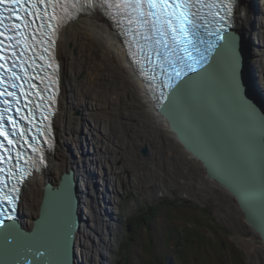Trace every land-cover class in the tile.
<instances>
[{
	"label": "bare ground",
	"instance_id": "obj_1",
	"mask_svg": "<svg viewBox=\"0 0 264 264\" xmlns=\"http://www.w3.org/2000/svg\"><path fill=\"white\" fill-rule=\"evenodd\" d=\"M234 2L232 27L243 29L249 16V0ZM71 15L59 31L55 50L60 67V92L53 128L55 145L47 152L46 164L23 187L19 213L23 227L33 228L46 185H58L63 173L72 169L80 178L84 193L82 208L89 223L85 222L77 239L79 261L81 264L114 263L109 253L114 245L112 224L117 223L112 194L117 192L118 178L109 170L110 158L104 154L112 148L103 141L101 129L106 127H111L115 138L126 144L127 157L145 180L156 183L157 192L168 191L169 185L181 183V188L192 190L195 195L199 191L210 193L221 201L225 210L238 216L228 193L206 177L200 162L178 143L165 121L155 113L145 82L133 69L112 22L92 3L85 9L74 10ZM249 33L254 38L263 35ZM255 63L264 86V58L258 57ZM76 102L78 109L79 105L83 106L78 117L72 112ZM128 132L135 139H130ZM76 133H79L77 137ZM145 141L153 146L152 156L146 159L138 155V145ZM93 180L97 181L98 188ZM239 219L241 215L235 218V224L243 227ZM246 230L240 236L242 243L251 251H261L249 227ZM99 257L101 262L97 263Z\"/></svg>",
	"mask_w": 264,
	"mask_h": 264
},
{
	"label": "water",
	"instance_id": "obj_2",
	"mask_svg": "<svg viewBox=\"0 0 264 264\" xmlns=\"http://www.w3.org/2000/svg\"><path fill=\"white\" fill-rule=\"evenodd\" d=\"M92 4L102 12L104 6L101 7L99 0H93ZM234 5L232 0L231 17L220 21L231 43L219 47L223 43L219 41L217 50L207 48L202 56L190 48L191 58L185 56V60L192 70L184 68L183 63L176 64L175 57H171L173 67L169 72H161L159 67H155L158 69L155 72L153 68L148 83L127 56L145 82L155 113L165 121L178 143L200 162L206 177L233 200L242 217V229L249 227L250 234L262 247L255 254L259 264H264V86L255 63L258 57L264 58L259 52L264 40L249 33L259 35L263 30L255 10V15L248 12L243 29L233 28ZM218 20L217 17L212 31L220 26ZM119 36L127 52L120 32ZM208 39L215 41L216 37L212 35ZM233 53L239 59V89L232 76ZM138 146L141 158L152 156V143L145 141ZM93 183L98 188L97 181ZM157 190L154 198L161 196ZM83 204L79 176L72 169L65 171L58 185H46L39 217L32 229L24 228L19 218L6 221L7 227L0 226V264H25L28 248L45 251L46 255L37 259L29 254L27 264H81L77 239L85 222L89 224ZM225 214L234 224L239 217L227 210ZM127 227L131 232L129 224ZM10 233L15 234L14 244L5 242Z\"/></svg>",
	"mask_w": 264,
	"mask_h": 264
},
{
	"label": "rangeland",
	"instance_id": "obj_3",
	"mask_svg": "<svg viewBox=\"0 0 264 264\" xmlns=\"http://www.w3.org/2000/svg\"><path fill=\"white\" fill-rule=\"evenodd\" d=\"M248 4L247 9L251 14H254V10L259 14L257 18L260 19H258L261 24L260 29L264 31V0H249ZM260 38L264 40V33ZM259 52L261 55L264 54L263 44H260ZM74 104L75 108L72 112L75 117H78L83 106L79 105L78 109L77 102ZM106 128L101 129L104 135L103 141L112 145V148L104 154L110 158L109 170L113 171L116 179L118 178L115 190L117 192L112 194L115 199L114 219L117 222L112 224L114 245L110 247L109 253V256L114 259L113 264H130L129 262L131 264H158L156 263L158 260L157 253L163 257V260L172 261L170 259L173 258L175 242L177 241V237L174 236L177 235L178 230L182 231L184 228L188 229L189 234L193 230L195 236L203 234L207 238L206 246L212 257L218 252L216 247L221 248L222 241L225 240L229 244L225 253L233 255L232 247H234L238 250L237 252L241 251L244 255L245 264H259V259L255 254L258 252L257 249L251 251L240 240V236L244 235V231L247 230H243V227L240 226V228L234 224L232 219L225 214V207L219 199L204 192L195 195L192 190L181 188L179 185L181 183L168 186V191L171 194L154 198V191L159 187H156L155 182L145 180V177L141 175L142 172L140 173L130 158L127 157L126 144L115 138L111 127ZM128 133V137L133 139L134 136L130 135V132ZM78 135L79 133H76L74 136L77 137ZM59 142L61 143L60 137ZM138 155L143 157L139 151ZM172 202H178L180 206L177 208L164 207V204ZM184 205H189L190 208H184ZM131 217L146 220L145 224L143 223L146 226L143 225L136 232L135 242L132 241L134 232H129L127 227V220ZM201 222L210 226L201 225ZM93 240L94 238L91 236V242ZM181 242L185 241L181 240ZM127 244H131V251L124 258V255H121V249L123 245ZM186 249L190 253L191 247ZM200 256L196 258L191 256L192 259L191 261L188 260V264H210V259L207 258L208 260L204 261ZM99 262H101L100 257L97 260V263Z\"/></svg>",
	"mask_w": 264,
	"mask_h": 264
},
{
	"label": "snow or ice",
	"instance_id": "obj_4",
	"mask_svg": "<svg viewBox=\"0 0 264 264\" xmlns=\"http://www.w3.org/2000/svg\"><path fill=\"white\" fill-rule=\"evenodd\" d=\"M15 2V0H12ZM41 3H45L46 0H40ZM123 6L125 7V15L128 18V23L138 24L145 29L143 33L137 32L136 34L140 35L141 38L146 42V45L150 48L151 52L155 57L163 63H168L169 67H173V63L170 61V57H175V63H183L184 68L192 70V65L188 64L185 60V56L191 58L190 48L194 47V42L199 41L203 43L201 36V29H204L207 35H214L216 37L215 41L208 42V50L215 51L217 50V43L220 46H226L231 43V38L228 34L223 32V25L220 24V21H225L231 17L232 11V0H123ZM207 8L208 15L219 17V20L216 21L217 24H220L219 27L212 31L208 28L210 21L207 20V17L203 14L202 9ZM214 8H219L221 11L225 12L224 16H221L219 11H212ZM11 11V9H6ZM19 27V26H17ZM3 35V33H0ZM12 39V37H8ZM3 41H0L2 44ZM19 43V41H17ZM145 46H140V51L143 53ZM148 62H151V57H145ZM3 67V65H0ZM239 69V59L233 53V63H232V76L233 81L239 89L240 84L237 80ZM180 73L177 72V76ZM17 78L15 73H12V77ZM15 87V85H12ZM7 95L13 96L14 93L8 92ZM7 103V101H5ZM0 120H3V116L0 115ZM0 136H3L5 140H8L7 132L0 128ZM13 141L8 140V144L11 145ZM0 148H3V144H0ZM7 152V149H5ZM36 151V149H33ZM8 159H12L11 156H8ZM5 162V157L0 156V164ZM4 169L0 168V172H3ZM14 175L11 169L7 170V176L10 179ZM18 179H22L19 177ZM5 188L8 186L5 184ZM3 189H0L2 192ZM17 189L15 186L8 189V193L4 195V200L8 203L14 202V197L11 193L16 192ZM6 214V213H5ZM3 224V227H7L6 222L0 221ZM6 243L14 244L15 243V234L10 233L6 238ZM26 255L24 257L25 264H27V255H32L34 258H41L46 255L45 251L39 249L28 248L25 250Z\"/></svg>",
	"mask_w": 264,
	"mask_h": 264
},
{
	"label": "trees",
	"instance_id": "obj_5",
	"mask_svg": "<svg viewBox=\"0 0 264 264\" xmlns=\"http://www.w3.org/2000/svg\"><path fill=\"white\" fill-rule=\"evenodd\" d=\"M180 205L178 202H172L164 204V207L166 208H173V207H179ZM184 208H190L188 205H184ZM145 222L141 221L139 218L135 219L134 217H131L127 220V225L129 224L131 227V231L134 232V235L132 236V241H136V232L139 230V228L143 227ZM204 223L201 222V225ZM209 224H204V226H208ZM146 226V225H144ZM210 226V225H209ZM191 234L188 233V229H183L177 231V235L174 237H177V241L175 242V249L173 258L170 259L172 261L163 260V257H160V254L157 253L159 256L156 260V263L158 264H188V260L191 261V256L196 258L200 256L204 261H207L210 259V264H245V258L241 251L237 252L236 248L232 247V251L234 252L233 255L231 253H225V249L228 247L227 242L224 240L222 241L221 248L216 247L217 254H214V257L211 256V253L208 252L206 243L207 238L203 234H199L195 236V232L192 230L190 231ZM185 234L187 235L185 237ZM205 234V233H204ZM200 236V237H199ZM181 240H184L185 242H181ZM131 245V244H130ZM130 245H123L121 249V255H124V258L127 257L130 254L131 248ZM191 247V251L187 252V247ZM223 246V247H222ZM186 250V251H185ZM122 255V256H123ZM208 255V257H206ZM205 258H204V257ZM208 258V259H207ZM226 258V259H224ZM131 264V262H129ZM145 264V263H143ZM150 264V263H149Z\"/></svg>",
	"mask_w": 264,
	"mask_h": 264
},
{
	"label": "flooded vegetation",
	"instance_id": "obj_6",
	"mask_svg": "<svg viewBox=\"0 0 264 264\" xmlns=\"http://www.w3.org/2000/svg\"><path fill=\"white\" fill-rule=\"evenodd\" d=\"M157 190V189H156ZM164 192V193H163ZM160 194V195H166V194H171L169 191H160V192H157V195ZM150 195V194H149ZM141 221L143 222H146V220L144 219H141L139 218Z\"/></svg>",
	"mask_w": 264,
	"mask_h": 264
}]
</instances>
